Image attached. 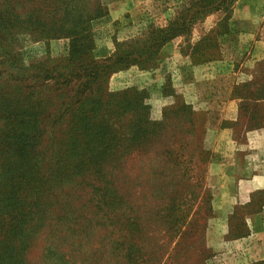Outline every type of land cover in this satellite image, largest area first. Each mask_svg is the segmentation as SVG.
<instances>
[{
	"label": "rangeland",
	"instance_id": "1",
	"mask_svg": "<svg viewBox=\"0 0 264 264\" xmlns=\"http://www.w3.org/2000/svg\"><path fill=\"white\" fill-rule=\"evenodd\" d=\"M189 1L101 0L74 56L0 30V264H264V0L104 71ZM209 41L216 60L192 63Z\"/></svg>",
	"mask_w": 264,
	"mask_h": 264
},
{
	"label": "trees",
	"instance_id": "2",
	"mask_svg": "<svg viewBox=\"0 0 264 264\" xmlns=\"http://www.w3.org/2000/svg\"><path fill=\"white\" fill-rule=\"evenodd\" d=\"M235 1L191 0L187 2L175 21L169 22L166 26H147L150 33L143 40L140 50L134 49V51L126 53V51H120L119 43L116 42L117 52L106 61L107 65H105L104 71H119L132 66L140 70L144 69L165 43L178 36H187L197 20H202L216 12L228 14ZM17 11L21 13L18 14ZM104 15L105 9L101 0L5 1L0 5V30L11 33L8 38L15 43L18 36L23 33H32L43 39L68 37L71 39V56H74L79 52L84 41L95 36L92 23ZM217 47L216 44L207 42L205 47L200 49L201 52L191 56L192 63L206 64L215 61L213 54L218 50ZM166 86H164L165 90ZM135 90L129 91L133 93ZM127 93L128 91H124L121 93V97L130 98ZM135 95L134 101L136 100V102L148 98L147 92L143 90L137 91ZM179 110L187 111V114L191 115L188 113L190 112L189 107L184 103L179 105ZM133 250L131 248L125 254L129 262L134 259Z\"/></svg>",
	"mask_w": 264,
	"mask_h": 264
},
{
	"label": "crops",
	"instance_id": "3",
	"mask_svg": "<svg viewBox=\"0 0 264 264\" xmlns=\"http://www.w3.org/2000/svg\"><path fill=\"white\" fill-rule=\"evenodd\" d=\"M209 128L212 130H217L216 127H209ZM252 178H253V181L249 183L250 185H252L251 190L264 188V177L263 176H253ZM259 183H261L263 185L260 186Z\"/></svg>",
	"mask_w": 264,
	"mask_h": 264
}]
</instances>
